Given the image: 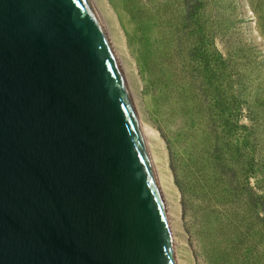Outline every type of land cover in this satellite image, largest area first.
<instances>
[{"label": "water", "instance_id": "95a60500", "mask_svg": "<svg viewBox=\"0 0 264 264\" xmlns=\"http://www.w3.org/2000/svg\"><path fill=\"white\" fill-rule=\"evenodd\" d=\"M0 264H176L126 80L89 0H0Z\"/></svg>", "mask_w": 264, "mask_h": 264}, {"label": "rangeland", "instance_id": "374dc122", "mask_svg": "<svg viewBox=\"0 0 264 264\" xmlns=\"http://www.w3.org/2000/svg\"><path fill=\"white\" fill-rule=\"evenodd\" d=\"M91 2L149 132L174 254L264 264V0Z\"/></svg>", "mask_w": 264, "mask_h": 264}, {"label": "bare ground", "instance_id": "6f19581e", "mask_svg": "<svg viewBox=\"0 0 264 264\" xmlns=\"http://www.w3.org/2000/svg\"><path fill=\"white\" fill-rule=\"evenodd\" d=\"M90 1V3H91V5H92V7H93V9H94V11L96 12V14H97V16H98V18H99V20H100V22H101V25H102V27H103V29H104V26L105 25H103L104 23H103V19H102V15H101V13L97 10V7H96V5L93 3L92 4V2H91V0H89ZM101 4L103 5V8H104V10L106 11L107 10V8H106V6H105V4L104 3H102L101 2ZM109 12V11H108ZM144 13H145V11H142V10H139V9H135V16H137L138 18H139V22H141L140 24H139V29H137V31L138 30H140V29H143V30H145V25H141V24H143V21H142V19L140 20V17H142L143 15H144ZM108 16V18H109V16H110V13L107 15ZM111 21V20H110ZM104 31H105V29H104ZM106 33V32H105ZM108 38V37H107ZM109 40V39H108ZM110 45H111V47H112V49H113V51H114V53H115V55H116V57H117V59H118V61H119V63H120V65H121V68H122V71H123V67H122V61H121V58H120V55H119V52H118V50H117V48L115 47V44H114V42L113 41H111V38H110ZM129 90V89H128ZM129 93H130V91H129ZM139 125H140V128H141V131H142V134H143V137H144V141H145V144H146V147H147V150H148V153H149V156H150V160H151V163H152V166H153V169H155V167H154V163H153V160H152V156H151V153H150V150H149V142H147V139H149L148 138V134H149V132H148V130L145 128V126H143V124H141L140 122H139ZM155 172V171H154ZM157 181V180H156ZM157 185H158V183H157ZM158 187H159V185H158ZM159 190H160V193H161V189L159 188ZM163 195V193H161V196ZM164 198H163V196H162V200H163ZM163 203H164V200H163ZM164 206H165V203H164ZM165 209H166V206H165ZM166 212H167V209H166ZM167 216H168V212H167ZM171 229V228H170ZM176 254V253H175ZM187 257H186V253H184L183 254V258H180V259H178V257H177V255H175V261H176V264H181V263H186L187 262Z\"/></svg>", "mask_w": 264, "mask_h": 264}]
</instances>
